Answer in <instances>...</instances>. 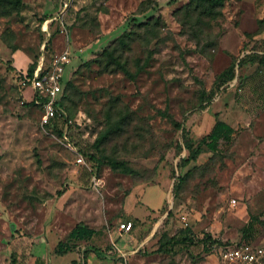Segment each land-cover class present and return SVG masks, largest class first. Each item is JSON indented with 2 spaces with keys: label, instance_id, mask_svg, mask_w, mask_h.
<instances>
[{
  "label": "rangeland",
  "instance_id": "rangeland-1",
  "mask_svg": "<svg viewBox=\"0 0 264 264\" xmlns=\"http://www.w3.org/2000/svg\"><path fill=\"white\" fill-rule=\"evenodd\" d=\"M63 52L76 149L19 85ZM217 118L235 131L212 151L201 139ZM147 185L164 201L132 217L127 196ZM161 191L145 198L156 205ZM78 223L112 250L103 264H212L198 240L208 234L235 242L250 230L264 245V0L0 5V264H66L57 246Z\"/></svg>",
  "mask_w": 264,
  "mask_h": 264
},
{
  "label": "built area",
  "instance_id": "built-area-1",
  "mask_svg": "<svg viewBox=\"0 0 264 264\" xmlns=\"http://www.w3.org/2000/svg\"><path fill=\"white\" fill-rule=\"evenodd\" d=\"M70 58L66 52L58 54L50 66H45L40 61L31 76H20L23 88L31 89L29 102H34L40 107L42 122L53 125L63 120L62 137L69 142L71 148L76 149L71 141L70 123L68 114L60 104L64 92L65 74ZM78 161L84 162V157L79 156ZM236 203V199H233ZM133 228L131 221H122L118 227L120 233H128ZM203 248L205 246L202 244ZM208 251L214 257L212 264H262L264 262V245L258 244L253 237H245L235 242L209 243Z\"/></svg>",
  "mask_w": 264,
  "mask_h": 264
},
{
  "label": "trees",
  "instance_id": "trees-1",
  "mask_svg": "<svg viewBox=\"0 0 264 264\" xmlns=\"http://www.w3.org/2000/svg\"><path fill=\"white\" fill-rule=\"evenodd\" d=\"M207 1L211 2L213 4L216 2V0H207ZM7 3H13L16 6H18L21 3V0H0V5H5ZM123 42H124V39H123ZM113 56H114V49L113 50H107V57L111 58ZM122 67H125V66H122ZM35 68H36L35 65H30L28 67L27 71L20 74V76H22V77L31 76ZM19 85L23 89V86L21 84H19ZM31 103L35 104L34 102H28V104H31ZM60 104L64 106V108L67 111L68 118L70 119L71 114L68 113V109H67V106L65 103V98H64V92L62 94ZM63 120L62 121L59 120V121L63 122ZM51 126L56 128L57 132L60 135H62V127L60 126L59 122H57ZM234 131H235L234 128L229 123H227L223 119L217 118L216 122L214 123V125L211 129V131L207 135H205L201 139V141L206 144L207 149L214 151L217 149V146H218L220 141L231 140ZM206 148H204L202 145H199L195 150H192L190 157H189V160L190 159L196 160L197 157L199 156V154L202 153L203 151H205ZM91 158L94 161H96L98 164H102V163L107 162L113 168L123 169V170L129 169L128 165L122 161H118V160L111 159V158L106 159L104 157L98 158L95 155H91ZM248 231L250 232V230H247V232L245 233L246 236H243V238L252 237V236H250V233ZM96 233H97L96 229L88 226L87 224L78 223L70 230V232L68 233L67 239L64 241H60L58 243L56 253L59 255H63L65 253H67L68 251L72 250L73 247H75L74 241L90 239ZM198 240L201 241V243L205 246V250L209 249L208 248L209 243L217 242V240L213 239L210 234H208L207 236H203L202 238H198ZM74 263H76V262H74ZM36 264H40V263L37 262Z\"/></svg>",
  "mask_w": 264,
  "mask_h": 264
},
{
  "label": "crops",
  "instance_id": "crops-1",
  "mask_svg": "<svg viewBox=\"0 0 264 264\" xmlns=\"http://www.w3.org/2000/svg\"><path fill=\"white\" fill-rule=\"evenodd\" d=\"M154 186H158L162 190L160 201L156 205L151 203L153 201L150 197L148 200L145 198L147 189L148 188L151 189ZM136 191H141V196H139ZM138 196L142 200L143 205H140V206L137 205ZM164 198H165V191L160 185H147L145 188H141V189L137 188V190L135 188L132 190L130 195L127 196V206H126L127 212L129 215L135 218L145 217L150 214L154 215L156 213V210H158L159 207L162 205ZM94 237L95 235L92 238L87 239V240L74 241L75 247H73V249L68 251L67 253L63 255H59V256L61 257L70 256L68 261L65 262L66 264H103V263H107L110 260L113 261V257L109 254L110 251L112 250L108 249L103 252L98 250L96 248L97 246L95 245V243L91 242ZM123 245L124 244L122 245L118 244L120 251H122ZM104 248L105 247H103V249ZM56 256L58 257V254ZM55 259H58V258H55ZM41 260L44 264L45 262H44L43 256L41 257ZM76 261L77 263H74ZM30 264H36V262L30 263Z\"/></svg>",
  "mask_w": 264,
  "mask_h": 264
}]
</instances>
